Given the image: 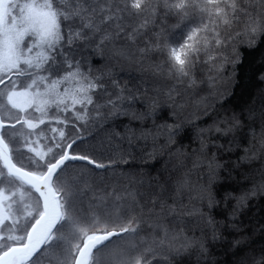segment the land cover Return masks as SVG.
<instances>
[{
	"label": "snow or ice",
	"instance_id": "obj_1",
	"mask_svg": "<svg viewBox=\"0 0 264 264\" xmlns=\"http://www.w3.org/2000/svg\"><path fill=\"white\" fill-rule=\"evenodd\" d=\"M264 0H0V264H264Z\"/></svg>",
	"mask_w": 264,
	"mask_h": 264
},
{
	"label": "trees",
	"instance_id": "obj_2",
	"mask_svg": "<svg viewBox=\"0 0 264 264\" xmlns=\"http://www.w3.org/2000/svg\"><path fill=\"white\" fill-rule=\"evenodd\" d=\"M264 54V49L258 52L247 51L242 53L243 63L238 67V84L239 90L250 89L255 87V81L251 79L257 66L258 58Z\"/></svg>",
	"mask_w": 264,
	"mask_h": 264
}]
</instances>
